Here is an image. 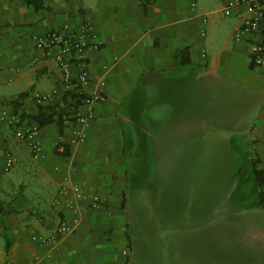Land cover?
Segmentation results:
<instances>
[{
    "label": "crops",
    "instance_id": "1",
    "mask_svg": "<svg viewBox=\"0 0 264 264\" xmlns=\"http://www.w3.org/2000/svg\"><path fill=\"white\" fill-rule=\"evenodd\" d=\"M38 2L0 0V264H264V67L251 63L258 36L234 38L264 0L228 15L227 0ZM84 22L93 118L80 138L73 123L40 126L34 160L17 133L39 111L33 93L61 77L33 35ZM236 166L249 181L216 200L213 175Z\"/></svg>",
    "mask_w": 264,
    "mask_h": 264
},
{
    "label": "built area",
    "instance_id": "2",
    "mask_svg": "<svg viewBox=\"0 0 264 264\" xmlns=\"http://www.w3.org/2000/svg\"><path fill=\"white\" fill-rule=\"evenodd\" d=\"M241 0H227L224 14L228 15L229 10L234 5L240 3ZM257 1V0H248ZM194 6V5H193ZM246 33H252L259 37L256 43L250 46L251 63L254 66L264 67V10L256 9L251 17L245 19L241 28L235 33L234 38L239 40ZM94 38L91 26L88 23H82L76 27L61 26L43 34L33 35L35 48L41 51L45 56L50 57L56 63L60 72V86L53 89L48 94H43L35 91L33 97L37 106L45 105L54 100H60L58 90L61 89L64 93L80 95V104L74 109V121L71 122L77 126L76 137L80 138L82 129L87 122L93 118V111L91 110V103L94 101L89 95L84 93V88L89 83L88 78V59L87 51L90 48H97L96 44H90L89 39ZM76 66L78 72L73 75L72 67ZM72 103L77 102L74 97ZM80 105L88 106L86 113L82 114L79 110ZM10 125H18L19 119L14 116L9 120ZM38 127L31 125L26 131L17 133L20 140L24 141L30 150L31 157L37 160L41 157V145L36 138V131ZM62 149V147H60ZM14 163L12 153L7 150L4 154V169L9 170ZM73 191L77 196H83L78 187H74ZM93 202H98L97 197H93ZM70 226L63 222L58 227L60 234H66L70 231ZM40 243L48 241L45 239H36ZM123 255L127 254L124 250Z\"/></svg>",
    "mask_w": 264,
    "mask_h": 264
},
{
    "label": "trees",
    "instance_id": "3",
    "mask_svg": "<svg viewBox=\"0 0 264 264\" xmlns=\"http://www.w3.org/2000/svg\"><path fill=\"white\" fill-rule=\"evenodd\" d=\"M26 4H31L34 6H38L39 2L38 0H23ZM25 95H20L19 98H23ZM74 97H76L77 102L72 103V100ZM80 95L75 94H67L64 93L60 100H54L51 102H48L45 105H39V111L38 113L32 118V121L34 122L33 125H36L38 128L42 126L43 124H46L48 122L54 121L57 123L60 130L67 124L74 121V109L76 110V106H78L80 103ZM60 146V145H59ZM57 146V148L59 147ZM62 151L61 154L67 155L68 149L66 146L61 145ZM255 181L256 186L258 189V198L259 203L264 210V190L262 189V180H261V172L255 170ZM11 210L7 211L6 213L10 212Z\"/></svg>",
    "mask_w": 264,
    "mask_h": 264
},
{
    "label": "rangeland",
    "instance_id": "4",
    "mask_svg": "<svg viewBox=\"0 0 264 264\" xmlns=\"http://www.w3.org/2000/svg\"><path fill=\"white\" fill-rule=\"evenodd\" d=\"M233 91H235V89L231 90V92H230L231 93V95H230L231 100L237 96V93H235V94L232 93ZM216 160H218V159L214 158V162H216ZM222 163H223V161H222ZM224 170H225V168H224ZM224 172L225 173L221 172V173H215L213 175V183L215 184L213 196L216 200L219 199V198H217L218 195L221 196L223 194V191L226 192V190H224L225 188L223 190H222V187L220 188L222 183L224 184V183L228 182L231 184V187L235 188L236 187V186H234L235 183H237V182H239V183L246 182L247 183L249 181V179L247 180L245 172H243V169L239 166H236V170L232 174L230 173L227 175L226 171H224ZM208 176H209V174H208ZM194 177H196V179ZM204 177H205V174H199V173L198 174L196 173L194 175L193 174H191V175L186 174V175L181 176L180 182L186 183V182H190L192 179L194 182H197V184H200L201 179L203 180ZM250 177H252V175ZM211 179H212V177H211ZM223 179L225 182L223 181ZM233 191L234 190L231 189V192H233ZM234 192H237L236 188H235ZM195 195H196L195 196L196 198L201 197V186H199V190L197 191V194H195Z\"/></svg>",
    "mask_w": 264,
    "mask_h": 264
}]
</instances>
